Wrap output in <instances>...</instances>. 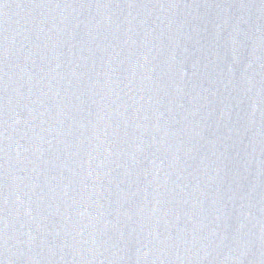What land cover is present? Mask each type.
Instances as JSON below:
<instances>
[{
	"label": "water",
	"instance_id": "water-1",
	"mask_svg": "<svg viewBox=\"0 0 264 264\" xmlns=\"http://www.w3.org/2000/svg\"><path fill=\"white\" fill-rule=\"evenodd\" d=\"M0 264H264V0H0Z\"/></svg>",
	"mask_w": 264,
	"mask_h": 264
}]
</instances>
